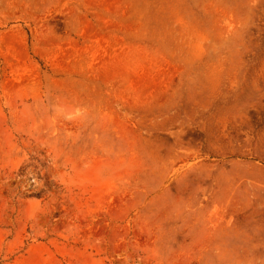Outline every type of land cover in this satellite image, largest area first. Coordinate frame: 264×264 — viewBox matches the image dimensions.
<instances>
[{
    "label": "rangeland",
    "instance_id": "374dc122",
    "mask_svg": "<svg viewBox=\"0 0 264 264\" xmlns=\"http://www.w3.org/2000/svg\"><path fill=\"white\" fill-rule=\"evenodd\" d=\"M0 264H264V0H0Z\"/></svg>",
    "mask_w": 264,
    "mask_h": 264
}]
</instances>
